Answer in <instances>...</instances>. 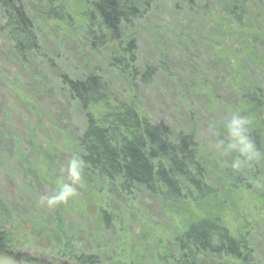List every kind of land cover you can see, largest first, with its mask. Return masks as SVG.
Wrapping results in <instances>:
<instances>
[{
  "label": "trees",
  "instance_id": "16d2710c",
  "mask_svg": "<svg viewBox=\"0 0 264 264\" xmlns=\"http://www.w3.org/2000/svg\"><path fill=\"white\" fill-rule=\"evenodd\" d=\"M164 1L169 16L157 18L159 0H0V36L12 60L29 73L38 60L57 74L55 84L34 83L40 93L56 96L59 112L58 125L48 120L60 142L48 148L47 158L56 163L63 154H77L86 161L79 195L55 207L54 216L64 226L61 216L80 213L103 235L126 225L144 195L160 204L161 217L150 225L144 213L130 224V234L117 233L105 264H146L144 255L152 253L153 264L212 258L253 264L251 243L256 230L264 233L263 223L238 216V228L229 231L222 218L244 193L257 194L264 205V92L252 81L264 72L251 76L244 65L264 63V0ZM146 36L151 46L142 53ZM43 37L53 42L52 57L41 51ZM68 39L78 50L75 76L57 65V50ZM181 64L187 87L210 112L215 131L209 138L147 113L144 94L162 72L170 75L169 67L178 71ZM228 76L234 78L230 86L218 81ZM222 87L229 91L226 102L214 93ZM232 112L250 119L260 152L239 171L231 168L235 153L221 155L212 147L217 136L226 138ZM40 174L52 175L47 166ZM85 205L92 216L81 210ZM5 242L0 233L1 255L8 253ZM79 264L103 262L94 254L81 256Z\"/></svg>",
  "mask_w": 264,
  "mask_h": 264
},
{
  "label": "rangeland",
  "instance_id": "374dc122",
  "mask_svg": "<svg viewBox=\"0 0 264 264\" xmlns=\"http://www.w3.org/2000/svg\"><path fill=\"white\" fill-rule=\"evenodd\" d=\"M157 8V18L169 16L164 0H159ZM145 39V41L142 37L140 39L139 52L149 51L148 46H151V43L147 36ZM4 43L0 36V233L5 236L8 252L3 255L37 264H79L81 256L96 254L105 264L113 254L117 233L120 235L121 231L129 230L130 234V224L144 219L146 213L147 223L155 222L161 217L160 204L153 203L142 195L135 203L132 202L141 210L126 216L125 221L128 222L126 225L121 228L117 226L119 228H113L103 235L101 234L103 229L91 224L87 220L89 217L81 216L80 213L61 216L67 224L61 226L56 219L57 216H54V208H48L40 203V198L51 195L58 182L66 179L61 169L69 157L63 154L56 163L52 161L50 155L47 158L48 148L60 142L59 135L52 129L48 120L50 122L53 120L54 124H57L59 112L55 103L56 96L42 94L34 86L35 82L42 83L44 79L50 84H55L57 74L38 60L32 64L30 73L24 71L12 60ZM167 44L171 46L170 41ZM39 45L42 52H47L52 57L49 49L53 45L51 40L43 37ZM57 52L60 54L57 62L59 68L71 76L78 75V50L71 40L64 41ZM244 65L251 76L264 72L262 62L253 68L245 61ZM180 66L178 71L169 67L170 75L166 71L162 72L156 78V83L144 94L143 102L147 113L152 120L164 121L168 125L171 123L176 128H195L197 136L209 138L212 136L211 132L215 131L210 112L197 96V91L187 87L186 80L189 77L182 73L186 75L188 71L185 65ZM261 76L262 74H257L252 77V81L264 92V77ZM218 79L226 86H230L229 81L232 82L234 78L228 76ZM54 87L55 94L57 84ZM228 92L224 87L214 90V93H222L220 96L224 102L229 99ZM47 108L52 109V117L48 116ZM73 124L77 125L76 118H73ZM46 166L53 176L45 177L40 174L41 171L46 172ZM235 205L238 206H230L231 209L222 218L229 231L238 228L240 224L238 216H246L250 221L263 223L264 228V205L257 194L244 193L242 199ZM115 207L120 214V209L116 205ZM91 209L85 205L81 210L92 216ZM121 210L124 212V206ZM258 227L259 225L256 229ZM124 228L125 230H122ZM256 231L255 241L251 243L254 249L252 262L264 264V233ZM153 256V253L144 255L146 264H153V260L157 261ZM218 262L221 263L219 259L212 258L205 264Z\"/></svg>",
  "mask_w": 264,
  "mask_h": 264
},
{
  "label": "clouds",
  "instance_id": "9594fccd",
  "mask_svg": "<svg viewBox=\"0 0 264 264\" xmlns=\"http://www.w3.org/2000/svg\"><path fill=\"white\" fill-rule=\"evenodd\" d=\"M251 121L239 112H232L225 121L226 138L216 137L212 147L221 155H236L232 159L231 168L239 171L245 165L251 166L260 152L250 135ZM213 134H215L213 132ZM86 161L82 156L73 154L61 169L66 179L58 182L57 188L51 195L42 196L40 203L48 208L66 204L77 196V186L82 184L85 174Z\"/></svg>",
  "mask_w": 264,
  "mask_h": 264
},
{
  "label": "water",
  "instance_id": "95a60500",
  "mask_svg": "<svg viewBox=\"0 0 264 264\" xmlns=\"http://www.w3.org/2000/svg\"><path fill=\"white\" fill-rule=\"evenodd\" d=\"M0 264H37V263L24 261L20 258H12L5 255H0Z\"/></svg>",
  "mask_w": 264,
  "mask_h": 264
},
{
  "label": "flooded vegetation",
  "instance_id": "af4514ba",
  "mask_svg": "<svg viewBox=\"0 0 264 264\" xmlns=\"http://www.w3.org/2000/svg\"><path fill=\"white\" fill-rule=\"evenodd\" d=\"M23 260V259H22Z\"/></svg>",
  "mask_w": 264,
  "mask_h": 264
}]
</instances>
